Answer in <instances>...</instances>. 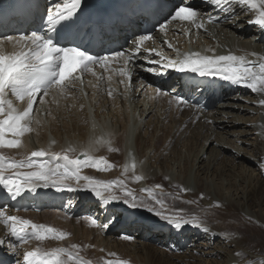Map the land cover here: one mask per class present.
Here are the masks:
<instances>
[{"label": "bare ground", "instance_id": "bare-ground-1", "mask_svg": "<svg viewBox=\"0 0 264 264\" xmlns=\"http://www.w3.org/2000/svg\"><path fill=\"white\" fill-rule=\"evenodd\" d=\"M195 6L201 13L212 14L213 8L210 4H195ZM231 14H234L239 21L234 23V19L233 22L225 20L213 26L207 22V15H205L206 30L194 28L192 31L186 28L181 33L169 32L164 37L179 42L178 47L187 50L183 39L187 38L185 33L189 32L195 46H199L200 43L203 46L207 45L209 50H214L216 55L231 53L245 56L248 60L259 61L264 57V29L255 23H249V20H255L258 17V13L233 4ZM217 16L219 17L221 14ZM185 24L189 27L192 26L188 22ZM243 24L246 25L241 26ZM249 26L251 29L248 28ZM258 29L261 30L257 32ZM196 33L198 37L195 38ZM157 36L156 33L154 37ZM231 36L241 39L242 42H237ZM250 37L256 38V50L248 42ZM133 41L134 39H125V45L120 49L125 51L126 56L134 48ZM149 47L153 49V47ZM14 50H20V46L14 41L0 42V52L3 54ZM171 52L173 54L169 53V55L173 57L174 51ZM253 53L256 55H252ZM212 54V51L207 53V55ZM118 59L124 62L123 58ZM142 59H146L148 62H141ZM150 60L159 61L160 64L150 63ZM167 62L157 55L143 52L142 49L141 54L127 64L129 68L127 72L131 73L132 71L130 91L126 89V76H119V73L116 76L114 70L106 71V68L100 65L94 67L96 72L101 73L104 77L99 79L97 89L93 87L94 92L89 95V99L80 97L79 93L75 90L76 94L73 89L65 90L61 93V97L60 91L57 90L59 93L57 108L60 115L62 114L65 118L69 112L73 125L77 126L80 121L86 130L82 134V143L77 142V136H62L63 133L58 130L59 116L56 114L55 105L52 104L49 112L47 110L35 112L33 121L30 120L31 131L18 137L21 141L18 148H0V155L16 161L26 159L32 151L41 149L45 150L49 157L59 154L58 163H65L62 159L65 154L73 160L83 159L84 157L81 156L84 153L89 159L97 161L103 159L105 163H100L96 167H81L79 175L89 177L96 182L122 181V184H113L112 188L108 190L104 189L101 183H98L97 187H100L106 196L114 198L113 203L116 200L117 203L127 208H132L129 204L124 203L125 192L126 190L130 191L137 197V202L142 204L137 207L140 209V214H136V216L147 215L152 224L144 225L142 222L121 224V221L101 219L99 216L96 217L91 204H87V213L84 218L81 216L82 219L75 223L72 214L76 210L72 213L54 208L48 210L47 213V215L51 213L54 216L53 219L39 217L35 222L38 225L50 223L47 227L55 229L57 233L66 234L62 240L53 238L51 245L32 242L31 240L35 241V238L20 244L15 236L10 235V228L0 221V239L16 245L13 251H9L8 243L0 247V253L9 259L11 264L24 263L23 256L27 251L44 249L41 250L44 252L57 248L68 249L78 255L82 261H87L88 264H108L109 261L116 264L120 260L127 261L129 264H264V124L259 122L264 120V106L259 103L260 100H264V93H254L243 83H239L236 91H228L223 94L222 100L217 106L203 111L188 102L186 86L180 85L176 78L170 82V86L167 85V79L172 73V70L167 72L168 67L162 66ZM148 69H152V71ZM86 77L90 80L93 79L96 83L97 78L101 75L96 77V75L88 73ZM91 77L93 78L91 79ZM105 78L111 80L112 86L115 88H108ZM242 87L244 88L242 89ZM117 88H119L120 94ZM52 90L54 92V89ZM109 91L112 92L111 96L107 94ZM247 95L254 96L253 99L258 104L250 108L257 113L252 116L253 121L246 124H255L252 128L255 131H261L262 128L263 136H257V145L253 149L248 148L254 162L249 159L244 161L251 170L247 181L244 182H247L246 192L242 195L236 194L239 188L235 182L231 181L227 183L230 194H226L223 188L211 185L212 181L201 177V175L207 176L209 172L210 175L219 172L221 177V171L229 164L243 165L242 161L238 159L237 153H231L228 146L233 142L231 138L234 129L232 128L239 126V124L236 126L234 117L242 113L243 109L240 108L241 105L238 102L240 99H247L248 97H245ZM40 97L43 99L45 97L46 100L49 96H45L43 93L38 95L33 105V112L37 111L35 105L37 103L40 105ZM177 97L187 103L179 102ZM90 98L96 101L97 117L91 115V110L88 113L87 107H79L78 102L89 103L90 101L92 104ZM8 99L12 100L13 105L19 101L11 94ZM20 102H18V110H22L27 105V100L21 102L22 105ZM74 104L79 110H77V114ZM128 104L132 108H130L132 119L130 112L124 113L127 111H124V106L128 109ZM156 108L162 109V111L158 114ZM136 113L139 114V117L145 116L140 124L137 118L134 120ZM260 113H263V117H260ZM148 115L152 116L145 120ZM230 115L234 120H227ZM48 117L54 124L55 133L60 137L59 147L52 146L54 136L48 135L45 131L42 132L44 133L42 141L39 140L40 146V143L38 144L33 137H29L32 135L31 132L40 130H34V127L37 126L35 124L48 120ZM92 117L96 120H92ZM110 117L114 118L115 125L116 123L122 125H119L120 130L113 128ZM64 125L67 130L70 129V122L65 119ZM157 129L159 130L158 134ZM189 132H191V144L186 148L189 153L183 155L181 142L185 137L188 138ZM146 133H149L150 139L147 138ZM108 140L112 141V147L105 144V141ZM234 145L232 146L235 148ZM131 149L135 152L134 157L130 155ZM149 149H151V153L145 164L144 158ZM119 151H121V156L118 154ZM186 156H188L187 159H185ZM190 158L191 161H188ZM183 159L185 162L181 166ZM133 164H135L134 169ZM106 165L108 166L107 170H98V168L104 169ZM21 171H29V169H21ZM136 176H141L142 179L137 181ZM62 184L74 189L70 190L73 192L66 196L74 201H80L79 197L92 187L88 181L83 179L78 184L75 181H66ZM157 185L160 187L157 188ZM82 188L87 189L81 191ZM144 189L149 191H143ZM182 189L188 191H182ZM2 190L0 188V196L3 195ZM75 190L80 191L78 195H73ZM231 191L233 192L231 193ZM201 194H203L202 197ZM157 199L163 201V209L155 203ZM149 207H154L166 216L175 214L183 220H194L199 222L200 226L184 225L181 229H176L161 216H157L155 212H149L147 210ZM0 210L4 211L6 215L15 216L12 210L4 205H0ZM120 213L121 210L114 209L110 212L112 216L115 215L114 219H118ZM17 215L21 217L23 214L20 212ZM39 216L44 215L41 213ZM22 220L28 219L22 218ZM205 228L208 230L204 231ZM68 236L71 244L79 246L78 251L63 246L62 242H65ZM22 245L25 249H22ZM19 254L22 256L20 257ZM64 259L67 260V257ZM69 264L72 262L69 261Z\"/></svg>", "mask_w": 264, "mask_h": 264}, {"label": "snow or ice", "instance_id": "snow-or-ice-1", "mask_svg": "<svg viewBox=\"0 0 264 264\" xmlns=\"http://www.w3.org/2000/svg\"><path fill=\"white\" fill-rule=\"evenodd\" d=\"M201 3L215 6L216 10L225 13H232L233 4L254 10L258 13V17L255 20H249V23H255L264 29V0H201ZM83 14L82 0H54L51 6L47 8L46 17L42 18L43 25L39 30L32 31L30 34H21L18 39L12 36L4 38L9 42L15 40V43L21 47L18 52L11 55L0 52V148H18L21 144L18 137H22L31 131L29 125L33 113V104L39 93L46 96L52 89H57L61 93L65 90L70 91L75 87V83L80 81L84 73H91L95 76L96 73L93 68L96 65L106 68L110 60L123 58L126 66L141 54L142 49L149 55L155 52V49L143 47L146 41L153 39L150 33L140 35L138 39L134 40V48L127 56L125 51H118L105 56H94L80 47L59 46V42L65 38L71 26L81 22ZM205 15H207L208 23H217L220 19L215 15L201 13L196 7L188 4L187 0H183L180 6L175 7L174 12L170 14L165 23L160 24L159 31L164 32L166 25L173 21L188 22L197 30H206ZM229 18L231 17H224V19ZM53 33H55V37ZM168 47L171 48L172 45L169 43ZM210 51L213 52L212 55H202L199 52L185 54L182 59L169 60L162 66L165 68L172 67L180 72L196 73L202 77H219L224 81L243 83L254 93H264V57L259 61H253L248 60L245 56H237L231 53L216 55L214 50ZM155 54L161 56L159 52H155ZM252 55L256 54L253 53ZM161 59L164 58L161 56ZM149 62L159 63V61L154 60ZM148 70L152 71V69ZM118 73L121 76H127L131 81L130 72L121 68L118 69ZM98 79H103V76L98 77ZM9 94L19 101L27 100V106L23 110H18L14 107L12 100L8 99ZM108 95L111 96L112 92L109 91ZM176 99L181 103H187L180 97ZM259 103L264 106V100H260ZM82 156L83 159L73 160L65 154L62 157L65 163H58L59 154H53L49 157V154L42 149L32 151L30 156L19 161L10 160L0 155V188L5 190L11 199H16L22 196L25 191L35 192L38 187H56L66 181H75L78 184L83 179L92 185L91 191L97 197L109 202L97 184H103L104 189L108 190L112 188L113 184H122V181L96 182L89 177L80 176L81 167H96L100 163H105L103 159L99 161L89 159L86 153ZM46 157L48 158L46 159ZM107 167L106 165L104 169L98 168V170H107ZM132 167L134 169L135 164ZM21 169H29V171H21ZM135 179L139 181L142 177L136 176ZM156 187L159 188L160 185ZM68 190L74 189L69 186ZM143 191L149 190L144 189ZM182 191L188 190L182 189ZM202 196L203 194H201ZM124 203L129 204L132 208L142 206L141 203L137 202V197L127 190ZM155 203L159 204L161 209L164 208L163 201L157 199ZM147 210L155 212L157 216H161L176 229H181L184 225L200 226L199 222L183 220L175 214L172 216L163 215L154 207H149ZM0 221L10 228V235L15 236L20 244L27 243L31 238L62 240L66 235L57 233L51 227L6 215L2 210H0ZM207 230V228L204 229V231ZM6 243L8 242L0 239V247ZM78 247V245H72V248ZM8 248L9 251H13L16 245L8 243ZM64 257H67V260ZM23 260L24 264H69V261L72 264H88L87 261H82L78 255L65 248L44 252L40 249L27 251L24 253ZM108 264H112V262L109 261ZM116 264H129V262L120 260Z\"/></svg>", "mask_w": 264, "mask_h": 264}, {"label": "rangeland", "instance_id": "rangeland-1", "mask_svg": "<svg viewBox=\"0 0 264 264\" xmlns=\"http://www.w3.org/2000/svg\"><path fill=\"white\" fill-rule=\"evenodd\" d=\"M234 23H236V22H238L239 20L237 19V17H235L234 18ZM231 22H233V19H232V21ZM246 24H243V25H241V26H245ZM251 27V26H250ZM261 29H258V31L257 32H259ZM232 38L234 37V36H231ZM251 39H249L250 41H248L249 43H250V45L252 46V48L254 49V50H256V43H257V41H256V38L255 37H250ZM234 39H236V37H234ZM237 40V42H242L241 41V39H236ZM148 61V60H147ZM112 66V65H111ZM125 68V67H124ZM125 69H129L128 68V66L125 68ZM107 71V70H106ZM131 73H132V71H131ZM118 75V74H117ZM120 76V75H119ZM93 84V83H92ZM95 85V84H94ZM108 85V84H107ZM112 85V83L111 84H109V86H111ZM130 85H131V82H130V84L129 85H127V90L128 91H130ZM170 88V87H169ZM242 88H244V87H242ZM247 88V87H246ZM94 89H96V86H94ZM75 88H73V91L75 92ZM52 92V91H51ZM76 92H78L79 93V95H80V97H82V95L80 94V92L79 91H76ZM75 92V93H76ZM94 91L91 89V94L93 93ZM97 92V91H96ZM240 92V91H239ZM53 93V96H50L49 94H48V96L49 97H54L55 95L57 96H55L54 98L55 99H53L54 101L52 102V100H51V98L49 99V97H47L46 98V100H47V106H48V108H49V110H50V107H51V105L53 104V105H55V109H56V114H57V116H59V127H58V130H60V132H62L63 134H62V136H64V137H68V136H77V142L78 143H82V134L84 133V132H86V130H85V128L83 127V124H81L80 123V121H78V125L77 126H75V125H73L74 123H72L73 121L71 120V116H70V113L68 112L67 113V115H66V117L65 118H63V116H62V114L60 115V113H59V111H58V104H57V102H58V91H57V94H55V90H54V92H52ZM119 93H120V91H119ZM77 94V93H76ZM108 94V93H107ZM60 95H61V92H60ZM79 95H77V97H79ZM61 97H62V95H61ZM80 97H79V99H80ZM245 97H248L247 99H240V101L238 102L240 105H241V107L240 108H243L241 111H242V113H240V114H238L237 116H235L234 118L236 119V126H238L237 124H239V126L238 127H236V128H232V129H234V134L232 135V140H233V142H232V145L233 144H235L234 146H235V148L232 146V145H230V146H228V148H229V150L231 151V153H237V155H238V159L240 160V161H242V164L243 165H237V164H229L228 166H226V168L224 169V170H222L221 171V173H222V176L220 177L219 175H220V173L219 172H217L216 174H212V175H210L211 173L209 172V174L207 175V176H204V175H201V177H204V178H208V180L209 181H212L211 182V185H216V186H218V187H221V188H223V190H224V192L226 193V194H230L229 192H230V190L227 188L228 186H227V183L228 182H235L236 184H237V187L239 188V190L237 191V193H236V191H235V193L236 194H240V195H242L243 193H245L246 192V190H247V182L246 183H244L245 181H247L246 179H247V176H248V174H251V170H249V167H248V164L247 163H244V161L246 160V159H249V160H251V162H254L253 161V159H252V157H251V152H249L248 151V148H250V149H253L256 145H257V136H263V132H262V128H261V131H258V130H252V128H253V126L255 125V124H246V123H251L252 121H253V119L254 118H252V116L253 115H255V113H257V111H255V110H253V109H250V108H252V107H254V105L255 104H258L257 103V101L256 100H254L253 98H254V96H245ZM83 98V97H82ZM40 99V102L39 103H41L43 100H45V97H44V99L42 98V97H40L39 98ZM45 100V101H46ZM44 101V102H45ZM22 103H23V101H21ZM20 102V105H22V103ZM54 102H56V103H54ZM64 103V105H65V107H66V104H65V102H63ZM128 103V102H127ZM78 104H79V107L80 108H84V107H87V108H89V103H83V102H78ZM97 106H98V104H96ZM244 106V107H243ZM128 109L126 108V106H124V111L125 110H127V111H123L125 114H127V113H129L130 112V115H131V119L133 118L132 117V110H130V104H128ZM144 107V106H143ZM256 107V106H255ZM74 108H75V110H76V114H77V112L79 111L78 110V107H77V105L76 104H74ZM165 108H167V106H165ZM97 109V108H96ZM132 109V108H131ZM250 109V110H249ZM49 110H48V112H49ZM67 110V109H66ZM78 110V111H77ZM162 111V109L160 110L159 108L157 109L156 108V112L159 114L160 112ZM127 112V113H126ZM262 114L263 113H260V117L262 116ZM264 115V114H263ZM151 116L152 115H148L146 118H145V120H147V119H149V118H151ZM95 117H97V114L95 113ZM144 115L142 116V117H139V114L138 113H136L135 114V116H134V120H137L138 119V121H139V124L144 120ZM263 117V116H262ZM135 118H137V119H135ZM233 117H232V115H230V116H228V119L227 120H234V119H232ZM51 119V118H50ZM64 119L65 120H67V122H70V129H68L67 130V127L64 125ZM107 119L109 120V118L107 117ZM110 119H111V124H112V126H113V128L114 129H119L120 130V128H119V125H120V123H116V125H115V123H114V118L112 119V117H110ZM120 120L122 119V118H119ZM249 121H248V120ZM262 119V118H261ZM260 119V120H261ZM92 120H96V118H93L92 117ZM252 120V121H251ZM251 121V122H250ZM89 122V121H88ZM260 122V124H264V120H261V121H259ZM35 125H37V126H35L34 127V130H36V129H40L39 131L37 130V131H34V132H31V136H29L30 138L31 137H33V139L39 144L40 143V141H42V136L44 135V133H42V132H46L48 135L49 134H51V135H53L54 136V143H53V145L52 146H56V147H59L60 146V143H58L59 142V135H57L56 133H55V130H54V124H53V122H52V120L50 121L49 119L48 120H44L43 122L41 121V122H39V124L37 123V124H35ZM252 125V126H251ZM262 125H261V127H262ZM120 126H122V125H120ZM83 128H84V130H83ZM159 128V127H158ZM122 129V128H121ZM160 129V128H159ZM158 129H157V134H158ZM233 131V130H232ZM42 134V135H41ZM190 134H191V132H189V136H188V138L187 137H185L183 140H182V144H181V146H183V148L181 147V151H182V153H183V155H184V153H185V155H187V153H189V152H187L186 151V148L191 144V139H190ZM156 135V134H155ZM41 136V137H40ZM146 136H147V138L148 139H150V135H149V133H146ZM37 139H38V141H37ZM41 139V140H40ZM40 140V141H39ZM53 140V139H52ZM200 141V140H199ZM105 144L106 145H109V146H111L112 147V145H113V143H112V141L110 140V143H106L105 142ZM41 145V143L39 144V146ZM236 147H238L239 149H237ZM184 149V150H183ZM151 153V149H149L147 152H146V156H145V158H144V163L146 164V162H147V160H148V156H149V154ZM100 154H101V152H100ZM118 154H119V156H121V151H119L118 152ZM81 157H83V156H81ZM188 158V156H186V158L185 159H187ZM185 159H183V161H182V163H181V166H182V164L185 162ZM188 161H191V158H190V160H188ZM189 164V163H188ZM145 166V165H144ZM190 166V165H189ZM239 166V167H238ZM84 171H87V170H85L84 169ZM213 171V170H212ZM193 172V171H192ZM211 177H210V176ZM253 176L255 177V175L253 174ZM212 179V180H211ZM68 185H73V184H68ZM74 186V185H73ZM245 187V189H243ZM85 189H87V188H82L81 189V191H83V190H85ZM88 191H91V189H87ZM234 191V190H233ZM233 191H231V193L233 192ZM112 200H114V198L112 199ZM130 209V208H129ZM131 209H133V211L136 213V214H140V209H137V208H131ZM50 210V209H49ZM52 210V209H51ZM120 211V210H119ZM43 214L44 216H39L40 214ZM47 213H48V211H41L40 213H33V212H24V213H22L23 215V218L24 219H30V221H34V223L37 221V219L39 218V217H42L43 219H53V217L54 216H52V214L51 213H49L48 215H47ZM77 216H79V217H77V218H75V220H74V222L75 223H77L78 221H80L82 218L80 217V215H77ZM82 216V215H81ZM32 221V222H33ZM48 225H50V223H47ZM48 225H46V223H45V226H48ZM69 239H70V237L68 236V238L65 240V242H62V243H64V245L63 246H68L69 248H71L72 249V245L73 244H71L70 243V241H69ZM47 240V241H46ZM52 241H53V238H46V239H44V240H42V241H40V240H36V242H42L41 244H51L52 245ZM59 243V242H58ZM62 243H59V244H62ZM24 245H22V249H25L24 247H23ZM74 250H76V251H78V249L77 248H73ZM41 250H44V249H41ZM82 252H84V251H82ZM20 256H22V254H19ZM90 258H92V257H90ZM102 259H103V257H102Z\"/></svg>", "mask_w": 264, "mask_h": 264}]
</instances>
